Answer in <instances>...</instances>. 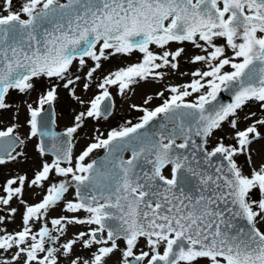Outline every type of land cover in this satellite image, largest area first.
<instances>
[{
	"label": "snow or ice",
	"instance_id": "snow-or-ice-1",
	"mask_svg": "<svg viewBox=\"0 0 264 264\" xmlns=\"http://www.w3.org/2000/svg\"><path fill=\"white\" fill-rule=\"evenodd\" d=\"M6 112L0 264H264V0H0Z\"/></svg>",
	"mask_w": 264,
	"mask_h": 264
},
{
	"label": "rangeland",
	"instance_id": "rangeland-1",
	"mask_svg": "<svg viewBox=\"0 0 264 264\" xmlns=\"http://www.w3.org/2000/svg\"><path fill=\"white\" fill-rule=\"evenodd\" d=\"M135 59V57L133 58ZM125 61L121 59H115L111 62L110 65H107L106 67L110 68H116L118 66H121L122 63ZM184 79L187 78H174L170 82L171 83H181ZM161 85L159 84H145L141 85L140 87H137L134 94H130L129 98H122V97H115V109H114V115L113 117H110L108 121L101 120L99 122H92L89 121L87 123V126L85 129L81 132V139L80 142L77 145L76 151H79L84 144L86 143V137L85 134L91 135L92 129L95 126H98L101 131H107L112 127H117L118 125L122 124L127 119H132L134 122L136 120V117L140 115V113H137L133 110H130L129 105L130 104H142L145 94L148 93H154L155 91L159 90ZM14 101H19V97L13 96L11 97ZM160 101L157 100L155 103H159ZM72 108H78L77 105H75L66 95L63 93L61 94V100L56 104L55 106V119H56V127L59 130H63L66 126L71 124V118H72ZM25 119L23 113L20 116V120L23 121ZM0 120L4 122V124L11 122V112H6L2 116H0ZM3 124H0V127H2ZM22 132H26L25 129H21ZM259 148L260 146H255ZM29 155L35 157V152L33 151L31 145L29 146ZM102 152V151H101ZM100 152V153H101ZM99 153V154H100ZM7 169L0 170V175L5 173ZM31 199V197H29ZM38 199V197H37Z\"/></svg>",
	"mask_w": 264,
	"mask_h": 264
},
{
	"label": "water",
	"instance_id": "water-1",
	"mask_svg": "<svg viewBox=\"0 0 264 264\" xmlns=\"http://www.w3.org/2000/svg\"><path fill=\"white\" fill-rule=\"evenodd\" d=\"M221 99L224 100V101H228V100H229V96H228V94H227V93H223V94L221 95ZM56 130H57V131H62V130H59V129H57V128H56ZM101 155H103V154H101Z\"/></svg>",
	"mask_w": 264,
	"mask_h": 264
},
{
	"label": "flooded vegetation",
	"instance_id": "flooded-vegetation-1",
	"mask_svg": "<svg viewBox=\"0 0 264 264\" xmlns=\"http://www.w3.org/2000/svg\"><path fill=\"white\" fill-rule=\"evenodd\" d=\"M134 122V121H133Z\"/></svg>",
	"mask_w": 264,
	"mask_h": 264
}]
</instances>
